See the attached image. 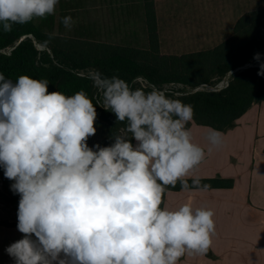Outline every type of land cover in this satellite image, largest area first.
<instances>
[{
	"label": "clouds",
	"instance_id": "obj_1",
	"mask_svg": "<svg viewBox=\"0 0 264 264\" xmlns=\"http://www.w3.org/2000/svg\"><path fill=\"white\" fill-rule=\"evenodd\" d=\"M58 3L0 0V31L53 16ZM62 24L71 31L76 21L68 15ZM90 79L95 104L84 90L49 92L47 79L13 81L0 72V167L20 197L22 234L7 254L14 264H179L185 255H206L215 212L191 203L163 206L177 184L182 191L209 187L190 177L206 157L188 127L193 106L119 76L94 71ZM95 105L122 125L108 146L87 143L96 133ZM222 137L210 129L206 138L219 147Z\"/></svg>",
	"mask_w": 264,
	"mask_h": 264
},
{
	"label": "trees",
	"instance_id": "obj_2",
	"mask_svg": "<svg viewBox=\"0 0 264 264\" xmlns=\"http://www.w3.org/2000/svg\"><path fill=\"white\" fill-rule=\"evenodd\" d=\"M144 11L148 46L136 48L69 34L62 18L71 11L67 3L59 0L55 15L25 25H13L9 33L0 31V49L19 42L10 55L0 54V72L13 81L21 75L47 79L49 92L73 95L84 90L95 104L96 88L90 78L79 76L78 70L98 71L106 77L119 76L133 87H141L134 83L141 77L156 87L178 83L193 89L223 78L254 60L255 54L264 52V6L245 12L235 22L231 36L220 44L182 54L162 52L155 0H144ZM29 36L44 45L46 50L39 51ZM260 71L261 68H249L236 73L230 86L220 92L198 91L170 96L193 106L192 121L195 124L226 132L233 129L253 105L264 102V75L258 74ZM95 107L96 120L107 127L99 145L108 146L112 143V133H117L122 125L114 113L99 105ZM200 181L208 185V189L234 186V180L220 177ZM12 183L4 177V170L0 167V199L18 208L20 197L10 190ZM180 190L179 184L176 188H168L163 195V206L168 191Z\"/></svg>",
	"mask_w": 264,
	"mask_h": 264
},
{
	"label": "crops",
	"instance_id": "obj_3",
	"mask_svg": "<svg viewBox=\"0 0 264 264\" xmlns=\"http://www.w3.org/2000/svg\"><path fill=\"white\" fill-rule=\"evenodd\" d=\"M141 1L145 18L144 0ZM155 4L160 29L156 0ZM188 127L193 142L206 152L205 159L190 177L232 179L234 186L166 193L165 207L191 203L194 207H210L215 212L216 232L208 253L185 255L179 264H264V102L253 105L233 129L221 132L223 143L219 147H212L207 141L212 128L193 121ZM1 208L18 211L0 199ZM5 222L15 225H4ZM17 223L12 219L0 220V227L16 229Z\"/></svg>",
	"mask_w": 264,
	"mask_h": 264
},
{
	"label": "rangeland",
	"instance_id": "obj_4",
	"mask_svg": "<svg viewBox=\"0 0 264 264\" xmlns=\"http://www.w3.org/2000/svg\"><path fill=\"white\" fill-rule=\"evenodd\" d=\"M76 24L69 34L102 42L147 48V30L141 0H62ZM161 50L182 54L212 48L232 34L245 12L264 6V0H156ZM264 57L260 53L259 63ZM96 133L87 143L100 144L107 127L95 121ZM17 221V212L0 209V220ZM5 225V224H4ZM0 227V264H14L6 248L22 238L16 229Z\"/></svg>",
	"mask_w": 264,
	"mask_h": 264
},
{
	"label": "built area",
	"instance_id": "obj_5",
	"mask_svg": "<svg viewBox=\"0 0 264 264\" xmlns=\"http://www.w3.org/2000/svg\"><path fill=\"white\" fill-rule=\"evenodd\" d=\"M29 37L31 39H33V41H34V43H35V45L39 51L46 50V47L44 45L36 42L34 40L33 36H29ZM23 39L24 38H22L21 40H23ZM18 43L19 42H16L13 45H10L8 47L0 49V54L10 55L12 53V51L16 48ZM262 64H264V57L259 63H255V59H254L251 62H249L248 64H246L242 67H239L234 71L229 72L226 76H224L223 78H221L219 80H214L212 83L201 84L200 86L193 88V89L186 88L182 84H178V83H171L168 85H164L163 87H157V88H160L162 90H166L168 95H173L175 97L188 95V94L195 93L198 91L220 92V91L227 89L230 86V83L232 82L233 77L236 73L243 71V70H246V69H249V68H261ZM92 72H94V71H92V70H78L77 74L81 77L90 78V73H92ZM134 83L139 84L142 88H144L146 90H149L152 87H156L155 85L148 83L147 80H145L144 78H141V77L135 79ZM98 96H99V93L96 89L95 94H94V99L96 100V98ZM101 108L104 109L103 107H101Z\"/></svg>",
	"mask_w": 264,
	"mask_h": 264
}]
</instances>
